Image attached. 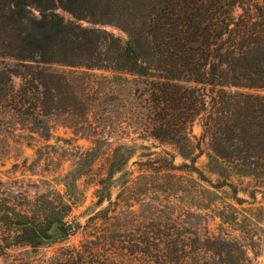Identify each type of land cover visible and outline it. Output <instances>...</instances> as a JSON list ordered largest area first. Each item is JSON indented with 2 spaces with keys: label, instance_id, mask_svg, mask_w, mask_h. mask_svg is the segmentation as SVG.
Wrapping results in <instances>:
<instances>
[{
  "label": "rangeland",
  "instance_id": "rangeland-1",
  "mask_svg": "<svg viewBox=\"0 0 264 264\" xmlns=\"http://www.w3.org/2000/svg\"><path fill=\"white\" fill-rule=\"evenodd\" d=\"M235 1L164 0L173 26L182 25L178 15L184 14L196 18L186 25L199 26L214 5L216 15L226 19L216 23L220 28L234 27L242 15L249 19L253 3H264L242 0L234 7ZM83 24L128 38L113 24ZM46 66L80 74V85L88 83V118L53 116L51 139L0 157V264H49L78 252L101 264H146L139 254L147 247L142 236L169 221L182 233L234 239L246 253L240 264H264V155L220 159L200 115L189 121L194 135L189 141L159 137L149 111L151 78ZM190 79L180 83L197 85ZM206 93L213 94L209 87ZM199 98L192 94L194 106ZM74 122H84L85 131L76 132Z\"/></svg>",
  "mask_w": 264,
  "mask_h": 264
},
{
  "label": "trees",
  "instance_id": "trees-1",
  "mask_svg": "<svg viewBox=\"0 0 264 264\" xmlns=\"http://www.w3.org/2000/svg\"><path fill=\"white\" fill-rule=\"evenodd\" d=\"M252 6L249 19L242 15L234 27L220 28L216 23L226 19L216 15L214 5L199 26L184 23L196 19L192 14L178 15L182 25L173 26L164 0H0V157L51 139L53 116L88 118V83L80 85V74L46 66L52 64L151 78L149 111L159 137L189 141L194 137L189 121L200 115L217 157L229 162L263 157L264 3ZM83 21L116 25L128 38ZM187 75L197 85L181 84ZM194 92L200 95L196 106ZM84 122L72 127L84 132ZM154 231L141 240L147 247L139 254L146 264L245 260L243 245L234 239L202 238L190 229L185 234L171 221L156 223ZM49 264L101 263L78 252Z\"/></svg>",
  "mask_w": 264,
  "mask_h": 264
},
{
  "label": "water",
  "instance_id": "water-1",
  "mask_svg": "<svg viewBox=\"0 0 264 264\" xmlns=\"http://www.w3.org/2000/svg\"><path fill=\"white\" fill-rule=\"evenodd\" d=\"M72 228H73L72 225H68V226H67V229H72Z\"/></svg>",
  "mask_w": 264,
  "mask_h": 264
}]
</instances>
